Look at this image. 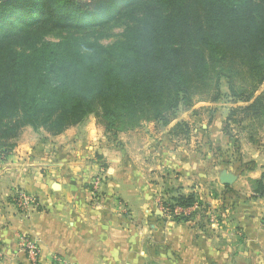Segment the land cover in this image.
Returning a JSON list of instances; mask_svg holds the SVG:
<instances>
[{"label": "trees", "instance_id": "16d2710c", "mask_svg": "<svg viewBox=\"0 0 264 264\" xmlns=\"http://www.w3.org/2000/svg\"><path fill=\"white\" fill-rule=\"evenodd\" d=\"M114 26L120 38L100 43ZM263 84L264 0H0V156L24 128L56 137L94 116L115 136L221 99L228 137L264 120ZM248 185L264 201V173ZM195 203L177 189L162 210L188 221L175 210Z\"/></svg>", "mask_w": 264, "mask_h": 264}, {"label": "crops", "instance_id": "0c3cea01", "mask_svg": "<svg viewBox=\"0 0 264 264\" xmlns=\"http://www.w3.org/2000/svg\"><path fill=\"white\" fill-rule=\"evenodd\" d=\"M217 106L197 103L178 117L191 121L187 137L170 135L176 124L115 136L80 124L20 138L0 156V264H31L17 238L37 246L38 264H264V201L248 185L264 173V153L254 149L251 169L230 172ZM222 171L232 185L219 183ZM177 189L196 195L182 210L188 221L162 210ZM17 191L36 199L29 215L13 205Z\"/></svg>", "mask_w": 264, "mask_h": 264}, {"label": "rangeland", "instance_id": "374dc122", "mask_svg": "<svg viewBox=\"0 0 264 264\" xmlns=\"http://www.w3.org/2000/svg\"><path fill=\"white\" fill-rule=\"evenodd\" d=\"M84 1H86V0H84ZM121 33H122V27L114 26V27L110 28L106 33L101 34L97 40L100 43L109 44V43H112L113 41L118 40L120 38ZM61 36H63V35L59 34V33H53L47 38V40L57 41L61 38ZM225 91H226V85L223 83L221 86L222 94L223 93L225 94ZM262 94H264V84L261 85V87L258 89V91L256 93V95H262ZM199 103L208 104V102H199ZM216 103L218 104L217 108L223 109V110L225 109L227 115H228L229 109L231 107H233V106L228 107V105H230V104L225 102L223 99H221L220 101H218ZM188 118L189 117L187 116V118L184 119V121L180 120V122H184L185 124H191L190 123L191 121L187 120ZM206 121L207 120L205 119L201 122H197V124H207ZM177 122H179V121L175 120L171 124H176ZM82 124H97L100 127H102L101 123L98 122V120L94 116H89L88 118H86L84 120V122ZM145 124H152V123H145ZM223 124H225V121L223 122ZM251 127L252 128L248 127L247 130L243 129V131H241V133H240L238 128H236L235 126H231L229 129L230 132H228V134H227V135L230 134V136H228L230 139V146L228 149H225L224 151H222V156L220 158V161L223 163V165L225 167L232 169V170H230V172L235 171L236 175L238 174L237 171L239 170L238 169L239 167L242 170H249L253 167L254 160L252 158L254 155L253 154L254 149L256 151L264 153V120L254 123L253 125H251ZM252 131L255 134V136H254L255 142H251L248 139L250 134L252 133ZM46 135L47 134L42 130L34 131L31 128H24L21 130L17 141L22 137L30 136L31 138L34 137L36 139L39 137L43 138V136H46ZM17 141H16V143H17ZM54 190H56V189H54ZM31 212L32 211L28 212L27 215H29V213H31Z\"/></svg>", "mask_w": 264, "mask_h": 264}, {"label": "built area", "instance_id": "2783aa9c", "mask_svg": "<svg viewBox=\"0 0 264 264\" xmlns=\"http://www.w3.org/2000/svg\"><path fill=\"white\" fill-rule=\"evenodd\" d=\"M12 203L16 210L24 215H27L30 211H34L37 206L36 199L25 191H17L12 198ZM175 214H183V211L181 209H176ZM17 246L21 252L27 255L31 264H38L39 252L37 246L33 242L24 238H17Z\"/></svg>", "mask_w": 264, "mask_h": 264}, {"label": "water", "instance_id": "95a60500", "mask_svg": "<svg viewBox=\"0 0 264 264\" xmlns=\"http://www.w3.org/2000/svg\"><path fill=\"white\" fill-rule=\"evenodd\" d=\"M235 180L236 178L233 175L225 171H222L221 174L219 175V183L222 186H230L235 182Z\"/></svg>", "mask_w": 264, "mask_h": 264}]
</instances>
